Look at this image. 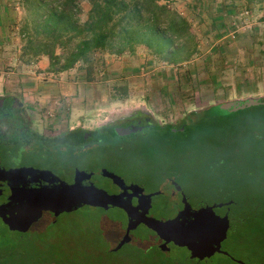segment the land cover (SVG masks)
<instances>
[{
    "label": "rangeland",
    "instance_id": "rangeland-1",
    "mask_svg": "<svg viewBox=\"0 0 264 264\" xmlns=\"http://www.w3.org/2000/svg\"><path fill=\"white\" fill-rule=\"evenodd\" d=\"M158 2L183 15L195 37L177 42L171 52L144 43L121 53L102 51L89 80L81 62L57 71L48 56L26 50L22 31L34 25L32 9L23 0H0V94L17 96L38 128L51 121L92 130L136 111L151 115L160 126L115 138V145L90 152L83 163L107 165L127 179L147 180L149 193L164 192L153 197L152 217L172 218L182 206L171 185L163 183L164 176L177 170V182L193 207L242 198L264 210V140H257L264 139V105L246 108L237 117L222 114L229 120L216 118L217 109L210 108L264 98V0ZM81 6L84 21L89 4ZM202 118L210 119L199 123ZM58 161L48 159L55 169L61 166ZM23 162L44 161L30 153ZM97 185L109 187L105 179ZM51 221L44 215L30 233L20 234L0 220V263L199 264L186 248L171 244L162 251L160 238L144 224L131 232V242L113 251L128 222L120 208L83 206L61 214L56 224ZM227 240L223 248L233 257L264 264L261 253ZM206 260L236 264L221 254Z\"/></svg>",
    "mask_w": 264,
    "mask_h": 264
},
{
    "label": "trees",
    "instance_id": "trees-1",
    "mask_svg": "<svg viewBox=\"0 0 264 264\" xmlns=\"http://www.w3.org/2000/svg\"><path fill=\"white\" fill-rule=\"evenodd\" d=\"M83 1L89 4L88 17L84 21L80 18ZM23 2L28 4L35 17L33 27L28 28L27 25L22 31L27 36L25 49L34 56H48L50 67L57 71L72 68L81 62L85 65L89 80L95 71L97 55L102 51L121 53L132 50L135 44L144 43L149 48L156 47L161 53L165 50L171 52L176 50L177 42L195 37L189 21L177 11L169 9L167 5L159 4L158 0H23ZM241 112L243 110L235 112L234 117ZM215 117L229 120L230 116L217 112ZM205 119L210 118H202L199 123H203ZM257 140L261 142L264 139ZM230 201H233L230 204L233 224L227 242L231 238L232 242L237 241L255 255L261 253L264 256V228L261 225L264 210L252 208L248 201L242 198ZM245 228L247 229L243 231ZM28 233L30 232L20 234ZM221 255L232 260L227 255ZM194 261L207 264V260Z\"/></svg>",
    "mask_w": 264,
    "mask_h": 264
},
{
    "label": "water",
    "instance_id": "water-1",
    "mask_svg": "<svg viewBox=\"0 0 264 264\" xmlns=\"http://www.w3.org/2000/svg\"><path fill=\"white\" fill-rule=\"evenodd\" d=\"M261 104H264V98L250 97L245 100L222 102L212 107L222 115ZM209 109H206L204 113ZM142 128L141 126L121 127L117 128V132L119 135H129ZM101 174L111 178L122 191L110 193L93 182L83 183L84 180H90L93 175L87 171L77 170L74 182L68 183L49 170L34 167H17L7 170L0 166V181L9 180L17 185L19 182L24 184L11 188L8 202L0 204V218L10 231L26 233L41 220L45 212H51L58 217L83 206L102 209L116 207L126 213L128 222L123 238L112 249L113 251H118L131 242V232L144 224L160 238L162 242L159 248L162 251L169 250L170 244H173L186 248L191 260L204 261L216 254H224L238 264H255L237 259L223 249V243L227 240L231 228V219L228 213L224 216L217 214L216 209L230 205L233 201L194 209L182 192L183 208L172 218L157 219L150 216L149 212L152 207V198L161 192L144 194L142 187L136 184L127 186L124 180L114 172L102 169ZM24 177H31V182L43 179L48 183L29 187L25 185ZM177 189L182 190V187L177 186ZM134 196L138 197L137 204L133 203Z\"/></svg>",
    "mask_w": 264,
    "mask_h": 264
},
{
    "label": "flooded vegetation",
    "instance_id": "flooded-vegetation-1",
    "mask_svg": "<svg viewBox=\"0 0 264 264\" xmlns=\"http://www.w3.org/2000/svg\"><path fill=\"white\" fill-rule=\"evenodd\" d=\"M140 126L143 128L137 132L148 127H158L160 124L155 123L151 115L141 110L139 112L129 113L125 116H120L92 130L85 128L82 124L77 125V127H67L62 124H52L51 121H45L44 127L38 128L33 124L32 118L27 113L24 103L20 101L17 96L12 94H0V166L7 170L17 167H34L40 170H49L58 178L68 183L74 182L77 170L87 171L93 173V175L90 180H84L83 183L88 184L93 182L97 185L99 179H105L108 181L109 187H103L104 189L110 193H120L122 189L116 185L111 178L101 174L102 169H107L119 175L127 186L136 184L144 189V194H149L145 186L148 182L147 180L143 181L144 184H141L138 181L142 180H138L137 177L127 179L117 171L110 169L107 165L88 167L83 163L90 152H97L99 148L104 145H115V138L121 139V137L125 136L119 135L117 128ZM30 153L36 154L38 157L42 158L44 162L35 164L23 162L24 158ZM51 157L59 160L58 164L61 165L59 169H55L48 163V159ZM7 159H9L10 162H6ZM164 177L163 183H169L171 185L172 195L180 196L182 206L178 210L179 212L183 208L182 198L183 193L185 194L183 188L182 190L177 189V186H181L177 182V179L180 177V172L178 170L177 172L171 171ZM30 179L31 177L23 178L26 182V186L37 187L48 183V181L43 179L32 182ZM23 185L22 182H19L17 185L9 180L0 181V204L8 202L12 187ZM129 192H131V190H129ZM161 194H164V192H161ZM133 203H138L137 196L133 197ZM203 206L192 207L198 209ZM224 207L226 208L224 213L216 212L221 216L228 213L232 227L233 219L230 205H225ZM44 215H49L52 218L51 224H56L60 217H56L51 212H45ZM161 242L160 240V243Z\"/></svg>",
    "mask_w": 264,
    "mask_h": 264
}]
</instances>
